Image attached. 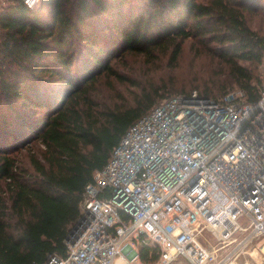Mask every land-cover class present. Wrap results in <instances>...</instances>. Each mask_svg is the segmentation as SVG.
<instances>
[{"label":"trees","instance_id":"16d2710c","mask_svg":"<svg viewBox=\"0 0 264 264\" xmlns=\"http://www.w3.org/2000/svg\"><path fill=\"white\" fill-rule=\"evenodd\" d=\"M3 1L0 264L66 254L87 184L162 100L194 90L219 99L239 87L249 100L258 97L264 33L247 13L262 0H42L37 9ZM196 42L219 71L178 86L158 72L122 69L129 57L146 67L174 65ZM160 256L159 246H140L143 262Z\"/></svg>","mask_w":264,"mask_h":264},{"label":"built area","instance_id":"2783aa9c","mask_svg":"<svg viewBox=\"0 0 264 264\" xmlns=\"http://www.w3.org/2000/svg\"><path fill=\"white\" fill-rule=\"evenodd\" d=\"M260 67L253 101L241 87L219 99L194 90L133 123L87 184L66 254L42 264H144L148 243L163 264H214L198 239L205 229L223 241L243 231L264 250V57Z\"/></svg>","mask_w":264,"mask_h":264},{"label":"rangeland","instance_id":"374dc122","mask_svg":"<svg viewBox=\"0 0 264 264\" xmlns=\"http://www.w3.org/2000/svg\"><path fill=\"white\" fill-rule=\"evenodd\" d=\"M258 11L247 13V19L251 26L264 33V0ZM4 1H0V10ZM202 44L196 42V51L187 44L178 62L174 65H159L157 67H146L139 57H129L122 69L128 70L132 74L144 76L151 72L165 76L167 79L174 80L178 86L183 82H191L198 73L205 70L214 73V67L219 71L220 65L216 62L218 59L202 52ZM240 62L247 64L245 61ZM166 66V67H164ZM261 66V65H260ZM259 72L261 74V67ZM262 75V74H261ZM139 77V78H140ZM127 84L121 85V88H128ZM175 94V93H174ZM249 222H246L247 225ZM245 232H237L233 238L227 241L220 240V236L210 229H205L199 236V241L208 249L215 251L216 260L214 264H264V250L257 242H249L243 240ZM144 264H163L162 257L157 261L144 262ZM170 264H190L185 258L178 256Z\"/></svg>","mask_w":264,"mask_h":264}]
</instances>
